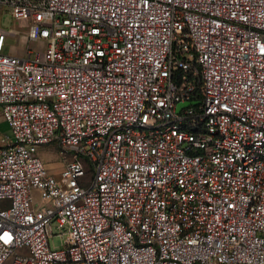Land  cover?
<instances>
[{"label":"built area","instance_id":"obj_1","mask_svg":"<svg viewBox=\"0 0 264 264\" xmlns=\"http://www.w3.org/2000/svg\"><path fill=\"white\" fill-rule=\"evenodd\" d=\"M5 10L0 264H264V0Z\"/></svg>","mask_w":264,"mask_h":264},{"label":"rangeland","instance_id":"obj_2","mask_svg":"<svg viewBox=\"0 0 264 264\" xmlns=\"http://www.w3.org/2000/svg\"><path fill=\"white\" fill-rule=\"evenodd\" d=\"M0 25L8 29L9 31H14L15 35H8L6 43L4 45V52L7 54H19L25 55L26 49L31 48L33 50L40 47L39 42L36 41H28L23 39V35L21 32L17 31V23L13 20L11 13L9 10H5L1 12V23ZM9 133L10 128L2 115L0 110V134L1 133ZM37 154L40 156L41 160L44 163V166L52 173H58L59 169L63 165L65 154L61 151L60 146L56 143L50 144H38L37 145ZM35 201L37 204L42 205L44 202L40 199V194L38 190H34ZM53 232H58V229L53 227ZM62 237L60 235H54L53 237H49V242L51 245L59 246L61 244Z\"/></svg>","mask_w":264,"mask_h":264},{"label":"water","instance_id":"obj_3","mask_svg":"<svg viewBox=\"0 0 264 264\" xmlns=\"http://www.w3.org/2000/svg\"><path fill=\"white\" fill-rule=\"evenodd\" d=\"M188 102H184V103H179V105H182V104H187Z\"/></svg>","mask_w":264,"mask_h":264}]
</instances>
